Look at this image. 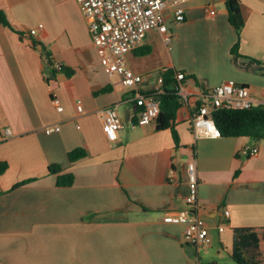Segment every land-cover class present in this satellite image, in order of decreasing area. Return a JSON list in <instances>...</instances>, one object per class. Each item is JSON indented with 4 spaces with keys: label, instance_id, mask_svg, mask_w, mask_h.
Here are the masks:
<instances>
[{
    "label": "crops",
    "instance_id": "crops-1",
    "mask_svg": "<svg viewBox=\"0 0 264 264\" xmlns=\"http://www.w3.org/2000/svg\"><path fill=\"white\" fill-rule=\"evenodd\" d=\"M237 1L239 32L228 22L226 0H188L183 22L163 13L169 42L153 30L140 47L147 55L140 48L126 55L144 79L142 94L161 72L184 75L188 105L176 111L172 129L156 130L155 122L136 125L135 93L105 73L74 0H0L12 28L0 24V264H236L233 230H264V139H194L190 114L198 105L210 109L209 92L228 80L264 95V0ZM109 106L122 123L113 142L100 116ZM54 125L59 130L47 134ZM246 146L258 154L243 156ZM75 149L86 156L70 163ZM192 160L198 216L210 239L199 250L183 241V225L162 221L189 210ZM51 166L72 174V186L57 187Z\"/></svg>",
    "mask_w": 264,
    "mask_h": 264
},
{
    "label": "built area",
    "instance_id": "built-area-1",
    "mask_svg": "<svg viewBox=\"0 0 264 264\" xmlns=\"http://www.w3.org/2000/svg\"><path fill=\"white\" fill-rule=\"evenodd\" d=\"M79 6L82 16L87 23L90 39L97 48L99 57L104 64V71L108 76L116 75L121 86L134 91V103L140 110L137 117V126H146L155 122L160 103L155 98L163 94V78L161 72L155 78V88L142 94L139 90L144 82L143 77L134 74L128 67L126 55L144 44V38L150 31H156L169 42L167 26L163 13L166 9L171 11L173 23L184 21V5L188 0H74ZM213 15V12H209ZM30 29L29 37L36 35L41 29ZM107 54V58H106ZM178 83L177 96L180 104L188 105V100L183 91L181 82L184 75L175 73ZM209 106L202 105L191 110L190 125L194 139H216L220 137L211 108L226 110H248L257 108L264 112V95L260 98L253 96L248 87L236 84L233 80L222 82L208 94ZM51 104L56 112H61L62 107L57 97H52ZM77 109L81 112L78 104ZM102 132L109 142L116 140V133L122 128L116 106H109L100 111ZM57 125L47 127V134L58 131ZM245 157L258 154L257 147L246 146L241 150ZM187 195L184 199L188 211L167 213L162 221L165 224H180L184 226L183 241L199 250L208 247L210 239L207 234L205 222L198 216L200 204L198 202V178L195 161L186 164ZM228 216V212H224ZM223 231V226L217 228Z\"/></svg>",
    "mask_w": 264,
    "mask_h": 264
},
{
    "label": "trees",
    "instance_id": "trees-1",
    "mask_svg": "<svg viewBox=\"0 0 264 264\" xmlns=\"http://www.w3.org/2000/svg\"><path fill=\"white\" fill-rule=\"evenodd\" d=\"M226 10L228 13L229 24L239 32L244 25L240 8L237 0H226ZM0 24L3 27L12 29L5 14L0 12ZM140 55H147L148 50L139 49ZM47 66L51 67L47 59ZM60 71L70 77L73 71L66 68H60ZM51 77L46 80L54 78L56 72L51 69ZM163 78V94L156 96L159 101V114L155 120V129L164 130L172 129V123L175 118L176 111L181 107L179 98L177 96L178 83L175 80V72L166 70L162 74ZM106 89L100 92H105ZM198 107H200L198 105ZM211 114L214 124L219 131L220 138H238L245 137L253 142H258L264 139V112L257 108L248 110H226L223 108H211ZM137 120L135 121V123ZM173 139L177 142V137L172 131ZM86 156L82 149H75L68 153V160L70 163H75L79 159ZM6 169L5 164H0V174ZM49 173L56 175V186L67 188L72 186L74 178L70 173H63L57 167H49ZM29 181L22 182L13 187L16 189ZM233 261L236 264H264V230L255 229H234L233 230V247L232 255Z\"/></svg>",
    "mask_w": 264,
    "mask_h": 264
},
{
    "label": "rangeland",
    "instance_id": "rangeland-1",
    "mask_svg": "<svg viewBox=\"0 0 264 264\" xmlns=\"http://www.w3.org/2000/svg\"><path fill=\"white\" fill-rule=\"evenodd\" d=\"M106 58H107V54H106Z\"/></svg>",
    "mask_w": 264,
    "mask_h": 264
}]
</instances>
